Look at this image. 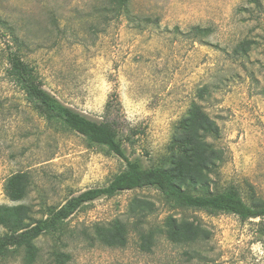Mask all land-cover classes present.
I'll return each instance as SVG.
<instances>
[{
	"label": "rangeland",
	"instance_id": "obj_1",
	"mask_svg": "<svg viewBox=\"0 0 264 264\" xmlns=\"http://www.w3.org/2000/svg\"><path fill=\"white\" fill-rule=\"evenodd\" d=\"M109 7V0H0V205L26 207L33 223L127 167L39 114L11 76L12 53L60 102L114 121L129 160L145 167L175 166L182 156L174 139L199 108L219 129L207 140L215 154L201 183L264 205V0H130L116 14ZM195 27L211 32L199 37ZM18 174L27 190L12 201L7 183ZM117 220L127 243L107 246L96 227L106 234ZM150 231L149 251L141 234ZM35 246L34 260L10 250L0 264H52L55 248L71 255L68 264H264V219L177 208L145 188L85 205Z\"/></svg>",
	"mask_w": 264,
	"mask_h": 264
},
{
	"label": "trees",
	"instance_id": "obj_2",
	"mask_svg": "<svg viewBox=\"0 0 264 264\" xmlns=\"http://www.w3.org/2000/svg\"><path fill=\"white\" fill-rule=\"evenodd\" d=\"M257 2V0H254ZM107 13H121L127 10L130 0H109ZM199 37L207 36L211 30L195 27ZM10 73L14 81L24 91L27 101L49 121H59L68 129L84 136L91 144L107 148L127 163L125 170L117 174L105 187L87 190L57 208L49 215L33 223H27L28 209L23 206L0 205V226L7 230L0 237V255L10 250L24 249L30 260L37 256L36 240L49 232H58L61 226L79 209L104 198H112L122 192L151 188L157 190L168 203L177 208L203 210L209 213H225L238 216L242 221L264 219V205H248L235 188L212 193L208 184H202L205 171L213 164L214 150L208 143L209 137H218L219 129L211 119L196 108L193 114L181 124L182 133L174 139L173 148L181 154V159L170 168L145 167L138 160H129L124 143L114 121H95L75 111L49 94L35 77L32 69L17 54L9 57ZM111 109V102L107 104ZM206 138V141H205ZM28 181L18 174L7 183L8 196L12 201L24 198ZM173 232L176 227L169 219ZM127 226L121 221L114 224L104 234L96 227L100 241L107 246H125ZM155 233L141 234L144 248L151 250ZM71 255L55 248L51 253L52 264H68Z\"/></svg>",
	"mask_w": 264,
	"mask_h": 264
}]
</instances>
